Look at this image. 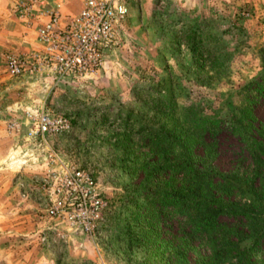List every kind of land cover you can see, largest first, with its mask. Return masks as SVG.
<instances>
[{
    "label": "rangeland",
    "instance_id": "obj_1",
    "mask_svg": "<svg viewBox=\"0 0 264 264\" xmlns=\"http://www.w3.org/2000/svg\"><path fill=\"white\" fill-rule=\"evenodd\" d=\"M10 1L0 5V264H184L205 255L199 238L181 248L179 216L154 217L146 198L179 175L147 171L176 162L180 149L156 151L144 136L177 135L188 107L226 120L239 114L247 85L264 80V0H131L103 67L60 81L7 72L8 56L39 50L44 20L16 10L34 0ZM256 98L253 115L264 123V96ZM42 113L68 128L29 136ZM238 152L223 132L214 166L245 176L251 165L239 164ZM64 169L88 172L107 203L94 236L47 216Z\"/></svg>",
    "mask_w": 264,
    "mask_h": 264
},
{
    "label": "trees",
    "instance_id": "obj_2",
    "mask_svg": "<svg viewBox=\"0 0 264 264\" xmlns=\"http://www.w3.org/2000/svg\"><path fill=\"white\" fill-rule=\"evenodd\" d=\"M263 83L247 85L244 108L229 120L188 107L182 121L176 123L177 135L171 130L165 134L149 130L144 136L156 151L171 150L174 143L180 149L176 162H163L146 174L150 178L149 173L166 170L179 179L170 178L165 191L146 199L154 217L181 218L178 227L183 250L197 238L204 244L206 254L198 253L184 264H264V123L256 124L253 115L256 96H264ZM223 132L239 144L237 162L251 165L245 176L214 166ZM246 242L248 245H242Z\"/></svg>",
    "mask_w": 264,
    "mask_h": 264
},
{
    "label": "built area",
    "instance_id": "obj_3",
    "mask_svg": "<svg viewBox=\"0 0 264 264\" xmlns=\"http://www.w3.org/2000/svg\"><path fill=\"white\" fill-rule=\"evenodd\" d=\"M48 0L21 3L17 11L32 19L43 17L37 28L40 48L26 56H8L10 76L46 75L57 81L99 71L120 46V32L129 16L131 0H82L76 14L62 13ZM36 5L48 7L36 13ZM68 128L66 119L51 120L44 113L31 117L28 135L42 137ZM92 176L84 170H66L54 176L47 216L61 218L88 236L103 220L106 201L96 192Z\"/></svg>",
    "mask_w": 264,
    "mask_h": 264
},
{
    "label": "crops",
    "instance_id": "obj_4",
    "mask_svg": "<svg viewBox=\"0 0 264 264\" xmlns=\"http://www.w3.org/2000/svg\"><path fill=\"white\" fill-rule=\"evenodd\" d=\"M54 6L58 5L61 8L62 13L76 14L82 7V0H50ZM0 5H3L6 9L11 6L10 0H0Z\"/></svg>",
    "mask_w": 264,
    "mask_h": 264
}]
</instances>
